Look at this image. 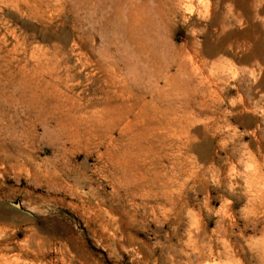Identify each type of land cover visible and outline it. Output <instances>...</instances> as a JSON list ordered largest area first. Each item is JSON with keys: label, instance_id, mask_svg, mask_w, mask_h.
<instances>
[{"label": "rangeland", "instance_id": "rangeland-1", "mask_svg": "<svg viewBox=\"0 0 264 264\" xmlns=\"http://www.w3.org/2000/svg\"><path fill=\"white\" fill-rule=\"evenodd\" d=\"M263 1L0 0V264H264Z\"/></svg>", "mask_w": 264, "mask_h": 264}, {"label": "bare ground", "instance_id": "bare-ground-1", "mask_svg": "<svg viewBox=\"0 0 264 264\" xmlns=\"http://www.w3.org/2000/svg\"><path fill=\"white\" fill-rule=\"evenodd\" d=\"M132 1V0H131ZM264 2V1H263ZM261 3V2H260ZM259 3V4H260ZM131 5V4H130ZM47 9V8H46ZM45 9V10H46ZM140 11V10H139ZM139 17V16H138ZM139 19V18H138ZM44 51V50H43ZM45 52V51H44ZM43 55V54H42ZM42 58H45L44 56ZM48 58V57H47ZM52 58V57H51ZM47 60V59H46ZM45 60V61H46ZM183 61V60H182ZM47 62V61H46ZM49 62V61H48ZM56 63V61H54ZM51 63V62H49ZM180 63V62H179ZM38 65V64H37ZM36 65V66H37ZM41 65V64H40ZM184 67L185 65L182 64ZM42 66V65H41ZM46 66V65H45ZM181 66V67H183ZM23 67V66H22ZM54 67V66H53ZM183 67V68H184ZM52 68V67H51ZM26 69V68H25ZM34 69V68H33ZM47 69V68H46ZM22 70V69H21ZM49 70V68H48ZM45 71V70H44ZM35 73V71H32ZM47 72V71H46ZM104 72V71H103ZM41 74V73H40ZM23 75V74H22ZM51 75V74H50ZM64 75V74H63ZM66 75V74H65ZM93 75V74H92ZM56 77V76H55ZM33 78V77H32ZM54 78V77H53ZM104 78V77H103ZM55 79V78H54ZM65 79V78H64ZM45 84V83H44ZM112 84V83H111ZM67 85V84H66ZM125 85V84H123ZM110 86V85H109ZM107 86V87H109ZM51 87V86H50ZM42 86H41V90H42ZM67 88V87H66ZM70 88V87H69ZM53 89V88H52ZM40 90V89H39ZM56 90V88H55ZM58 92H59V98H63V94L62 92L59 91V89H57ZM48 94V93H47ZM77 95V94H75ZM74 95V96H75ZM130 95V94H129ZM78 96V95H77ZM56 97V96H55ZM81 97V96H80ZM88 99V96L86 97ZM67 99V98H66ZM69 99V98H68ZM103 100L105 101V106L101 109V114L105 115L107 114L108 115V119L111 121L115 120L113 118L114 115H116L117 113L115 111H119V114H117V117H116V121H117V125L119 126V130L120 131H123V132H126L127 130H129L131 128L132 125L138 123V124H141V129L143 130H155L156 127H157V124H159V121H160V118L162 116V113L160 112L159 110V107L157 106V103H156V99H154V97L152 96V98H150V102H147L143 99L140 100V102L138 104H129V102H127L126 98L124 96H122L121 94L115 92V91H112L111 89L106 91L103 95ZM60 101V99H59ZM66 103H67V100H65ZM68 102H73V101H69ZM78 104V102H76ZM80 103V102H79ZM72 105V104H71ZM138 105V108H134V106ZM68 106V105H67ZM81 106V105H80ZM70 107V105H69ZM77 108V107H76ZM97 108V107H96ZM94 108V109H96ZM167 108V107H166ZM71 109V108H69ZM174 110V108H172ZM87 111V109H85ZM90 110V109H89ZM135 110H138L137 112H135ZM79 111L81 112H84L83 109H80ZM92 111V110H91ZM91 111L88 112V113H82V115L80 114H77L76 113L74 114L75 116H71L73 118V120H80L81 122H88L90 120H93L94 118H96V120L98 122H100L102 120V118L100 116H98V111L96 110L97 114L93 112V114H91ZM100 111V110H99ZM169 111V110H168ZM165 112V111H163ZM174 112V111H173ZM79 113V112H78ZM165 114V113H164ZM67 117H69V115H67ZM108 121V120H107ZM169 121H171L169 119ZM71 122V120H70ZM56 123V122H55ZM75 123V122H74ZM114 124V123H113ZM166 124V123H165ZM164 124V127H167L165 126ZM62 125V124H61ZM172 125V124H171ZM170 126V125H169ZM168 126V128H169ZM67 127V126H66ZM175 126H173L171 129H173ZM72 129V128H71ZM113 130V128H111ZM74 131V130H73ZM104 131V129H103ZM168 131V130H167ZM75 133V132H74ZM134 133V132H133ZM131 134V133H130ZM170 134V133H169ZM85 135V134H84ZM127 135V134H126ZM166 135V134H165ZM65 137V136H64ZM176 137V136H175ZM85 138V137H84ZM110 138V137H109ZM132 142H133V139L132 137H130ZM75 139V138H74ZM79 140V139H78ZM138 140V139H137ZM130 141V140H129ZM131 142V144H132ZM187 142V140H186ZM123 143V141H122ZM127 144H129V142H127ZM140 144V143H139ZM156 144V143H154ZM113 145V144H112ZM136 145V144H135ZM165 145V144H164ZM126 149V147H125ZM112 150V149H110ZM121 151V150H120ZM110 152V151H109ZM125 152V151H124ZM123 152V153H124ZM171 152V151H170ZM156 153V152H155ZM168 153V152H167ZM112 154V153H111ZM169 154V153H168ZM171 154V153H170ZM155 155V154H154ZM122 156V155H121ZM163 156V155H162ZM165 156L167 157V154H165ZM174 156V155H173ZM161 157V156H160ZM164 157V156H163ZM159 158V157H158ZM162 159V158H161ZM164 160V159H163ZM166 161V160H165ZM174 161V160H173ZM172 161V162H173ZM165 165V164H164ZM164 165H163V168H164ZM167 165V164H166ZM149 167V166H148ZM169 167V166H168ZM147 168V167H146ZM145 168V169H146ZM171 168V167H170ZM156 169V168H155ZM161 169V168H160ZM117 172V171H116ZM161 172V171H160ZM185 172V171H184ZM175 173V172H174ZM188 173V172H186ZM156 174V173H155ZM152 176V175H151ZM150 176V177H151ZM174 176V175H173ZM116 177V176H115ZM113 178V177H112ZM183 181H184V178H182ZM188 179V178H187ZM117 180V179H116ZM173 180V179H172ZM186 180V179H185ZM132 182V181H131ZM170 182V181H169ZM125 183V182H124ZM131 185V183H130ZM168 186V184H167ZM115 188V187H114ZM131 189V188H130ZM146 190V189H145ZM152 190V189H151ZM145 194V193H144ZM174 194V193H173ZM124 195V194H123ZM142 195V194H141ZM167 195V194H166ZM134 196V194H133ZM123 197V196H122ZM149 200V198H148ZM152 200V199H151ZM130 203H132L130 201ZM141 204V203H140ZM146 205V204H145ZM151 205V204H150ZM173 205V204H172ZM139 206V205H138ZM156 206V205H155ZM140 207V206H139ZM160 207V206H159ZM167 209V208H166ZM166 211V210H165ZM124 212V211H123ZM157 212V210L155 211ZM162 212V211H161ZM167 212V211H166ZM117 220V219H116ZM37 240V239H36ZM31 241V240H30ZM33 241V240H32ZM38 242V240H37ZM30 243V242H29ZM33 243V242H32ZM61 245V244H60ZM25 246V245H24ZM28 246V245H27ZM59 246V245H58ZM62 247V246H61ZM25 248V247H24ZM27 249V248H26ZM62 249V248H61ZM39 252V251H37ZM61 252H63V249L61 250ZM62 254V253H61ZM36 258V256H35ZM34 258V259H35ZM33 259V260H34ZM32 260V261H33ZM26 263V262H25ZM16 264V263H14Z\"/></svg>", "mask_w": 264, "mask_h": 264}, {"label": "water", "instance_id": "water-1", "mask_svg": "<svg viewBox=\"0 0 264 264\" xmlns=\"http://www.w3.org/2000/svg\"><path fill=\"white\" fill-rule=\"evenodd\" d=\"M14 207H15L16 209H19V205H18V204H15Z\"/></svg>", "mask_w": 264, "mask_h": 264}]
</instances>
